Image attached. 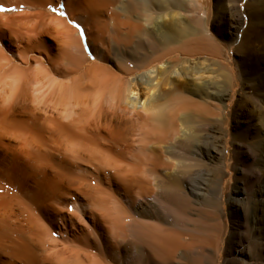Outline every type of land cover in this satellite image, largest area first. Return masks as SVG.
Wrapping results in <instances>:
<instances>
[{"label":"bare ground","instance_id":"1","mask_svg":"<svg viewBox=\"0 0 264 264\" xmlns=\"http://www.w3.org/2000/svg\"><path fill=\"white\" fill-rule=\"evenodd\" d=\"M199 4L0 0V264H219L205 214L236 75L192 84Z\"/></svg>","mask_w":264,"mask_h":264},{"label":"rangeland","instance_id":"2","mask_svg":"<svg viewBox=\"0 0 264 264\" xmlns=\"http://www.w3.org/2000/svg\"><path fill=\"white\" fill-rule=\"evenodd\" d=\"M199 2V8L195 7L192 14L195 19L204 17L207 49L198 53L193 49L189 64L204 62L202 67L206 66L209 72L203 77L192 73V84L205 81L223 85L229 81L230 69L236 75V86L224 87L229 95L223 102L225 113L220 116L218 135L223 137L221 147L226 165L217 170L218 177H222H217V181H222L224 196L216 201L222 202L220 205L214 201L206 208L205 226L213 222L206 226L207 241L219 243V264H243L238 252V256L231 255L242 248L247 249L243 256L245 264H264V223L253 221L256 214L261 218L264 213L257 210L264 189V0ZM233 13L241 21L234 37L230 34L236 25ZM210 238L219 239L210 241ZM235 257L240 261L231 260Z\"/></svg>","mask_w":264,"mask_h":264}]
</instances>
